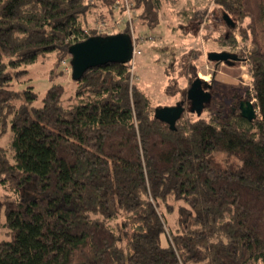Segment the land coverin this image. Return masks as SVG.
Masks as SVG:
<instances>
[{
    "label": "trees",
    "instance_id": "16d2710c",
    "mask_svg": "<svg viewBox=\"0 0 264 264\" xmlns=\"http://www.w3.org/2000/svg\"><path fill=\"white\" fill-rule=\"evenodd\" d=\"M131 1L155 28L179 0ZM213 1L254 33L257 116L171 129L129 63L16 89L23 67L99 35L92 18H119L114 0H0V264H264V0Z\"/></svg>",
    "mask_w": 264,
    "mask_h": 264
},
{
    "label": "rangeland",
    "instance_id": "374dc122",
    "mask_svg": "<svg viewBox=\"0 0 264 264\" xmlns=\"http://www.w3.org/2000/svg\"><path fill=\"white\" fill-rule=\"evenodd\" d=\"M139 13L135 9L133 28L122 25L119 30L108 27L107 31H134L138 35L153 36L154 41L140 42L141 54L129 64L134 82L149 96L154 107L175 105L184 100L195 72L208 82L215 78L218 98L215 101H223L224 107L206 108L199 116L188 111V102L184 112L186 118H204L222 123L227 120L225 116L230 114L232 103L236 102L237 97L242 95L243 98L255 101L252 95L254 65L250 56L257 43L254 33L248 39L244 38L242 28L246 27L248 21L239 23L238 27L230 31L222 9L213 0H179L175 5L165 2L161 9L160 24L155 28H142ZM101 20L92 18L87 29L91 31ZM109 23L106 22L108 25L112 24ZM229 32L231 35L226 38ZM214 50H235L243 57H249V60L240 61L233 67L225 64L215 66V62L207 57L208 52ZM66 57L70 56L61 53L47 60L41 58L36 63L23 67L28 69V75L16 83V89L23 90L32 85L41 97L60 75H63L67 85H72V71L66 70L62 63ZM8 138L4 137L2 143L8 142ZM0 212L3 223L5 214ZM6 232L7 228L0 224V240L8 239Z\"/></svg>",
    "mask_w": 264,
    "mask_h": 264
},
{
    "label": "water",
    "instance_id": "95a60500",
    "mask_svg": "<svg viewBox=\"0 0 264 264\" xmlns=\"http://www.w3.org/2000/svg\"><path fill=\"white\" fill-rule=\"evenodd\" d=\"M227 24L234 27V20L224 13ZM133 39L128 31L111 34L92 35L88 38L72 43L68 47L73 80H79L84 73L92 68L107 63H129L133 57ZM207 57L210 61H227L238 59L236 53L226 50L209 51ZM211 84L196 76L191 81L187 90L186 99L189 102L188 110L201 115L211 102L212 94L205 87ZM185 100L178 101L175 105L158 106L155 108V117L169 124L171 129H176L177 121L186 111ZM241 115L248 120L257 116V109L251 100L241 103Z\"/></svg>",
    "mask_w": 264,
    "mask_h": 264
},
{
    "label": "built area",
    "instance_id": "2783aa9c",
    "mask_svg": "<svg viewBox=\"0 0 264 264\" xmlns=\"http://www.w3.org/2000/svg\"><path fill=\"white\" fill-rule=\"evenodd\" d=\"M114 8L116 11H122L121 16L117 18L115 21H113L111 25H108L110 23L106 24V22L103 20L99 21L100 23L95 27L99 34L101 33L111 34L112 31L110 32L107 31L108 27L113 28V30L115 29L119 30L122 27V25H127V26L130 25L133 28L134 25L133 20L135 16L134 3L131 0H114ZM86 32L88 31L86 30ZM115 33L117 32L115 31ZM129 33L132 35L133 44H134L133 57H132V60H134V58L137 55L141 54V50L139 49L140 42H145L148 40L154 41V38L152 35L146 36V35L135 34L134 31ZM62 63L65 66L66 70H68L69 72L70 70L72 71L70 64V57H66L65 59H63Z\"/></svg>",
    "mask_w": 264,
    "mask_h": 264
},
{
    "label": "flooded vegetation",
    "instance_id": "af4514ba",
    "mask_svg": "<svg viewBox=\"0 0 264 264\" xmlns=\"http://www.w3.org/2000/svg\"><path fill=\"white\" fill-rule=\"evenodd\" d=\"M226 51H229V52H232V53H236L238 55V59L234 60V59H228L227 61H213L215 62V66H219L220 64H225L229 67H233L235 66L237 63H239L240 61H246V58L243 57L242 55H240L237 51H232V50H226ZM195 72V71H193ZM196 76H198L197 72L193 73V78H195ZM205 80V79H204ZM207 81V80H206ZM211 84L210 87H205L207 90H209L212 94V98H211V102L208 104L207 106V109H211L214 105V102L217 98V90H216V83H215V78L213 77L210 82ZM241 93V92H240ZM185 100V106H186V103H188L187 99H184ZM244 100H250L249 98H243L242 95L240 97H237V100L235 103H232V107H231V111H232V114H240L241 115V103L242 101ZM189 107V106H188ZM242 116V115H241Z\"/></svg>",
    "mask_w": 264,
    "mask_h": 264
},
{
    "label": "crops",
    "instance_id": "0c3cea01",
    "mask_svg": "<svg viewBox=\"0 0 264 264\" xmlns=\"http://www.w3.org/2000/svg\"><path fill=\"white\" fill-rule=\"evenodd\" d=\"M142 28H146L144 25H142ZM217 51V50H216ZM218 51H220V50H218Z\"/></svg>",
    "mask_w": 264,
    "mask_h": 264
},
{
    "label": "bare ground",
    "instance_id": "6f19581e",
    "mask_svg": "<svg viewBox=\"0 0 264 264\" xmlns=\"http://www.w3.org/2000/svg\"><path fill=\"white\" fill-rule=\"evenodd\" d=\"M130 62H132V60H131ZM130 62H129V63H130ZM253 103H254V102H253Z\"/></svg>",
    "mask_w": 264,
    "mask_h": 264
}]
</instances>
